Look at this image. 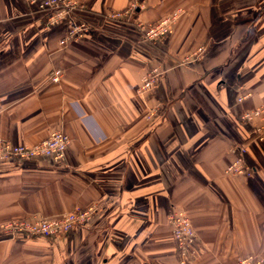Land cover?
<instances>
[{
	"label": "crops",
	"instance_id": "0c3cea01",
	"mask_svg": "<svg viewBox=\"0 0 264 264\" xmlns=\"http://www.w3.org/2000/svg\"><path fill=\"white\" fill-rule=\"evenodd\" d=\"M77 1L91 32L62 44L65 28L46 30L28 0H0V138L71 139L60 161L0 163V264H179L175 209L197 234L190 264L264 256V142L241 120L264 107V0H145L129 22L108 16L130 0ZM177 9L159 41L137 26ZM155 67L165 74L140 93ZM236 146L250 177L226 173ZM92 206L87 225L53 237L1 229Z\"/></svg>",
	"mask_w": 264,
	"mask_h": 264
},
{
	"label": "built area",
	"instance_id": "2783aa9c",
	"mask_svg": "<svg viewBox=\"0 0 264 264\" xmlns=\"http://www.w3.org/2000/svg\"><path fill=\"white\" fill-rule=\"evenodd\" d=\"M31 6L36 7L45 13V28L52 29L57 26L65 28V37L61 41H80L91 32V25L77 17L80 3L77 0H28ZM145 8L144 0H131L126 9L109 14V18L118 21H131L138 9ZM181 15L180 10H176L169 17L155 22H137V26L149 41H159L169 35L175 22ZM200 52L202 49H199ZM190 59L184 62L189 63ZM61 71H55L54 81L58 82ZM165 74L160 67L151 69L143 78L140 93L151 91L157 81ZM250 95H244L239 101H243ZM244 123L254 127L256 139L264 142V107H258L241 115ZM71 143L70 137L61 131L54 132L48 139L35 145H15L11 141L0 138V163L9 160H34L41 157H50L56 161L64 158ZM236 158L227 167L226 173L235 177H250L253 172L245 162L247 148L245 146L234 147ZM97 207L92 206L86 209H76L59 217H34L21 218L10 221L2 225V230L11 235L17 236L25 234L29 236L53 237L59 233L69 232L75 227L88 224ZM169 224L173 230L176 240L179 264H190L196 253L197 234L192 226L191 218L185 209H175L169 215ZM234 264H264V256L249 255Z\"/></svg>",
	"mask_w": 264,
	"mask_h": 264
},
{
	"label": "rangeland",
	"instance_id": "374dc122",
	"mask_svg": "<svg viewBox=\"0 0 264 264\" xmlns=\"http://www.w3.org/2000/svg\"><path fill=\"white\" fill-rule=\"evenodd\" d=\"M145 1V0H144ZM130 3H131V0H130ZM130 5V4H129ZM32 7H34V6H32ZM34 8H36V7H34ZM37 9V8H36ZM144 9V8H143ZM143 9H138V10H136V12H135V15H137V13H138V11H140V10H143ZM37 10H39V9H37ZM177 10H180L181 11V15H182V13H183V10L182 9H177ZM40 11V10H39ZM41 12V11H40ZM41 13H43V12H41ZM44 15H45V13H43ZM171 15V14H170ZM180 15V16H181ZM167 17H169V15L168 16H166V17H164V18H162V19H160L159 21H161V20H163V19H165V18H167ZM112 20V19H111ZM115 21H118V20H115ZM126 22H129V21H126ZM158 22V21H157ZM155 23V22H154ZM176 23V22H175ZM175 25V24H174ZM202 49V48H201ZM202 52H203V50L200 52V50H199V52L198 53H196V55H195V58L196 57H198L199 55H201L202 54ZM54 79V78H53ZM60 80V79H59ZM59 82V81H58ZM153 116H154V113H149V116H148V119L150 120V119H152L153 118ZM66 155V154H65ZM65 157V156H64ZM57 217H59V216H57ZM56 217V218H57ZM48 218H55V217H48ZM10 222V221H9ZM6 223H8V222H6ZM5 223H3L2 225H4ZM192 226H193V224H192ZM2 227V226H1ZM76 228V227H75ZM74 228V229H75ZM194 228V227H193ZM2 229V228H1ZM70 232V231H69ZM65 232H63V233H59L58 235H60V234H64ZM66 233H68V232H66Z\"/></svg>",
	"mask_w": 264,
	"mask_h": 264
},
{
	"label": "trees",
	"instance_id": "16d2710c",
	"mask_svg": "<svg viewBox=\"0 0 264 264\" xmlns=\"http://www.w3.org/2000/svg\"><path fill=\"white\" fill-rule=\"evenodd\" d=\"M42 12V11H41ZM81 20H83V19H81Z\"/></svg>",
	"mask_w": 264,
	"mask_h": 264
}]
</instances>
